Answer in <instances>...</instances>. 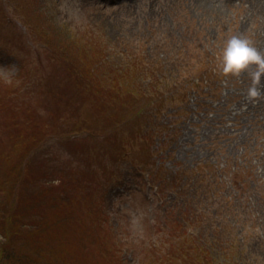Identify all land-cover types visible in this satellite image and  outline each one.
<instances>
[{
  "label": "rangeland",
  "instance_id": "obj_1",
  "mask_svg": "<svg viewBox=\"0 0 264 264\" xmlns=\"http://www.w3.org/2000/svg\"><path fill=\"white\" fill-rule=\"evenodd\" d=\"M188 2L0 0V206L18 177L82 264H264V107Z\"/></svg>",
  "mask_w": 264,
  "mask_h": 264
},
{
  "label": "trees",
  "instance_id": "obj_2",
  "mask_svg": "<svg viewBox=\"0 0 264 264\" xmlns=\"http://www.w3.org/2000/svg\"><path fill=\"white\" fill-rule=\"evenodd\" d=\"M105 81L109 83L108 78L105 79ZM124 83L125 82H123V84ZM102 86L103 88L109 87L104 82L102 83ZM159 96L160 94L157 96H152L153 99L148 98V103H152L155 99L157 100ZM34 103H36L37 105H42L39 98L35 99ZM62 106L63 108L59 109V114L58 116H56L58 118H60L61 115L66 116L65 113L71 110V107L68 104H62ZM66 108L68 109L66 110ZM31 110L33 112V109ZM50 120H52L51 117L49 118V120L46 119L45 122H50ZM47 125H49V123ZM58 139L62 138L58 137ZM88 164V161L84 162V169L89 168ZM0 167H3L4 173L5 170H8L5 163H3V166L0 164ZM80 171L82 172V170ZM11 178L12 177L8 178L5 174H3V183L5 189L7 190L9 185L11 184L12 186L9 187V194L5 198V206H0V264L84 263L86 261V257L77 251L70 252L68 240L65 239V235L61 234L64 233V231L60 229L59 233L58 229L60 228L62 223L60 222V220L47 217L43 209L39 211V213L33 212V214L37 216V219L33 218L30 220V216H33L31 213V209L33 208H31V206L34 207V202H30V204H28V212H26L23 216H18L15 213V210L10 207V204L14 186L19 182L17 181L18 177H14L12 179ZM172 181L175 182L176 180L172 179ZM19 185L16 189L19 188ZM26 215H30L29 219L26 218L28 217ZM171 237H173L172 239H175V234H172ZM178 237H180V235L176 238ZM204 246L205 252L207 253L209 244L205 243ZM213 246L214 244H212V247L210 246L211 250L213 249V251H216L219 249L216 246L213 248ZM171 257L175 258V256ZM169 260L172 264H174L176 263L177 258ZM213 261L215 260L212 259V262ZM216 263L220 264L219 262Z\"/></svg>",
  "mask_w": 264,
  "mask_h": 264
},
{
  "label": "bare ground",
  "instance_id": "obj_3",
  "mask_svg": "<svg viewBox=\"0 0 264 264\" xmlns=\"http://www.w3.org/2000/svg\"><path fill=\"white\" fill-rule=\"evenodd\" d=\"M186 10L200 15L203 20L208 17L224 25L231 22L235 33L247 36L264 52V0H190ZM233 13L236 15L234 18ZM243 78L239 84L235 82L236 89L247 90L250 80L246 76ZM261 91L264 92V77L261 78ZM259 105L264 107V101L254 105L256 112Z\"/></svg>",
  "mask_w": 264,
  "mask_h": 264
},
{
  "label": "clouds",
  "instance_id": "obj_4",
  "mask_svg": "<svg viewBox=\"0 0 264 264\" xmlns=\"http://www.w3.org/2000/svg\"><path fill=\"white\" fill-rule=\"evenodd\" d=\"M220 73L226 78L247 77L250 84L246 90V99L249 103L264 101V92L261 91V78L264 77V52L258 49L254 42L243 34L230 36L222 49ZM227 86L228 80L224 81ZM143 214L133 215L131 228L134 233L143 231Z\"/></svg>",
  "mask_w": 264,
  "mask_h": 264
}]
</instances>
